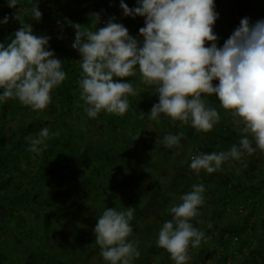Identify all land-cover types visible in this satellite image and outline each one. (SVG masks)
I'll list each match as a JSON object with an SVG mask.
<instances>
[{
  "label": "trees",
  "instance_id": "16d2710c",
  "mask_svg": "<svg viewBox=\"0 0 264 264\" xmlns=\"http://www.w3.org/2000/svg\"><path fill=\"white\" fill-rule=\"evenodd\" d=\"M213 1L218 48L241 19L264 20V0ZM32 3L17 0L16 8H10L8 0H0V21L9 17L8 23H0V43L14 38L20 27L17 15L32 25L33 34L50 37L48 50L62 60L66 78L51 91L44 110L34 111L18 98L0 101V264H110L100 255L94 228L107 208L128 207L134 210L128 239L139 241L140 252L133 264H175L156 241L171 219L168 210L194 184L204 185L205 191L199 215L191 222L205 239L189 246L186 264H264V152L257 148L211 174L190 169L192 155L225 152L239 144L237 118L212 95L205 99L220 120L206 133L164 114L153 120L150 110L159 102L158 93L138 72L124 78L137 95L128 97L123 116L102 110L96 118L88 117L80 99V54L71 46L74 26L95 30L98 13L97 28L115 17L113 22L138 37L145 18L124 16L121 0H38L42 16L36 22ZM123 3L130 9L137 6V0ZM42 128L49 130L48 148L33 153L28 138ZM169 134H182L179 147L164 145Z\"/></svg>",
  "mask_w": 264,
  "mask_h": 264
},
{
  "label": "clouds",
  "instance_id": "9594fccd",
  "mask_svg": "<svg viewBox=\"0 0 264 264\" xmlns=\"http://www.w3.org/2000/svg\"><path fill=\"white\" fill-rule=\"evenodd\" d=\"M16 6L17 0H8V7ZM120 8L124 16L145 18L138 37L113 22L115 17L97 28L98 13L94 14L95 30L74 26L71 46L80 54V99L87 116L96 118L102 110L123 116L129 109L128 97L137 95L133 83L124 82V78L135 77L138 72L142 82L155 86L158 93L159 102L150 110L153 120L164 114L206 133L220 120L217 109L208 106L205 99L212 95L237 118L233 123L242 135L239 144L225 152L192 155L190 169L197 175L201 170L216 172L224 162L251 156L257 148L264 152V20L250 23L247 17L241 19L239 27L218 48V37L213 33L218 13L213 0H137L131 9L121 0ZM41 16L38 0H33L31 17L39 22ZM14 18L20 22L14 38L7 45L0 43V101L18 98L34 111L44 110L51 102V91L66 78L62 60L48 50L50 37L33 34L30 23L17 15ZM8 20L5 16L0 23ZM206 42L210 46L206 47ZM213 80H218V85L213 86ZM181 137L169 134L163 143L168 148L179 147ZM48 138L49 130L42 128L35 138H28L29 151H45ZM204 191V185H192V190L180 197L182 202L170 207L171 219L159 231L156 243L175 264H186L189 246L195 248L205 239L204 232L191 222L199 215ZM133 216L131 207L107 208L97 220L95 242L110 264H133L140 256L139 241L128 239Z\"/></svg>",
  "mask_w": 264,
  "mask_h": 264
},
{
  "label": "rangeland",
  "instance_id": "374dc122",
  "mask_svg": "<svg viewBox=\"0 0 264 264\" xmlns=\"http://www.w3.org/2000/svg\"><path fill=\"white\" fill-rule=\"evenodd\" d=\"M213 2H214V7H216L217 5L215 4V1H213ZM225 12L230 13V10L227 9ZM218 83H219V81L218 80H215L212 84H213V86H216V85H218Z\"/></svg>",
  "mask_w": 264,
  "mask_h": 264
},
{
  "label": "built area",
  "instance_id": "2783aa9c",
  "mask_svg": "<svg viewBox=\"0 0 264 264\" xmlns=\"http://www.w3.org/2000/svg\"><path fill=\"white\" fill-rule=\"evenodd\" d=\"M217 13V12H216ZM235 17L236 18H240V16L237 14V13H235Z\"/></svg>",
  "mask_w": 264,
  "mask_h": 264
},
{
  "label": "crops",
  "instance_id": "0c3cea01",
  "mask_svg": "<svg viewBox=\"0 0 264 264\" xmlns=\"http://www.w3.org/2000/svg\"><path fill=\"white\" fill-rule=\"evenodd\" d=\"M225 24H226V23H225V22H223V23H222V26H223V25H225ZM223 29H224V27L222 28V30H223ZM218 39H219V37H218ZM221 44H222V43H221ZM221 44H220V45H221ZM220 47H221V46H220Z\"/></svg>",
  "mask_w": 264,
  "mask_h": 264
}]
</instances>
